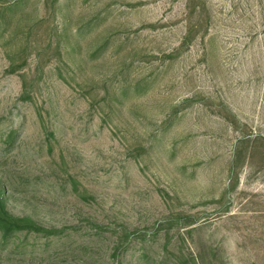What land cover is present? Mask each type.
Listing matches in <instances>:
<instances>
[{
    "label": "rangeland",
    "instance_id": "obj_1",
    "mask_svg": "<svg viewBox=\"0 0 264 264\" xmlns=\"http://www.w3.org/2000/svg\"><path fill=\"white\" fill-rule=\"evenodd\" d=\"M16 1L0 264H264V0Z\"/></svg>",
    "mask_w": 264,
    "mask_h": 264
},
{
    "label": "trees",
    "instance_id": "obj_2",
    "mask_svg": "<svg viewBox=\"0 0 264 264\" xmlns=\"http://www.w3.org/2000/svg\"><path fill=\"white\" fill-rule=\"evenodd\" d=\"M27 1L28 0H17L15 7L23 8L26 6L25 4ZM4 16L6 15L3 13L2 17L4 18ZM4 35L5 34H3L1 37H4ZM191 36L192 34L190 32V35H188L183 44L184 47L188 46ZM15 70L16 69L13 71ZM10 135L12 137L14 136V133L12 132ZM50 136H54L53 133H51ZM59 232L60 231L56 229H48L39 226L29 219H16L9 213L4 201L0 197V248H6L7 246L14 245L15 242L20 239L21 235L35 234L40 237L51 238L58 236ZM26 246L27 243H22L18 248L25 249Z\"/></svg>",
    "mask_w": 264,
    "mask_h": 264
}]
</instances>
